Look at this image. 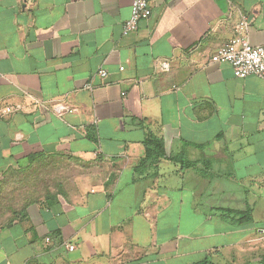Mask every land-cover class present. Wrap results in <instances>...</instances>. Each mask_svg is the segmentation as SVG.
Returning <instances> with one entry per match:
<instances>
[{"label":"crops","instance_id":"1","mask_svg":"<svg viewBox=\"0 0 264 264\" xmlns=\"http://www.w3.org/2000/svg\"><path fill=\"white\" fill-rule=\"evenodd\" d=\"M150 2L124 35L132 0H0V184L34 160L57 196L0 264L264 263V77L211 61L243 16L264 44V0Z\"/></svg>","mask_w":264,"mask_h":264},{"label":"built area","instance_id":"2","mask_svg":"<svg viewBox=\"0 0 264 264\" xmlns=\"http://www.w3.org/2000/svg\"><path fill=\"white\" fill-rule=\"evenodd\" d=\"M152 14L150 0H132L130 18L124 23L123 34L136 31L142 20L147 19ZM251 22L250 17L243 16L236 25V35L224 46L220 47L212 56V62L228 63L232 66L236 77L245 78L255 74L264 77V44L253 45L247 36V29ZM166 68L168 63H163ZM124 67H121L123 69ZM102 77H107L108 72L100 69L98 73ZM88 88L92 83L86 84ZM7 108L6 112H11ZM264 235V229L261 230ZM69 250L74 249V245H67Z\"/></svg>","mask_w":264,"mask_h":264},{"label":"rangeland","instance_id":"3","mask_svg":"<svg viewBox=\"0 0 264 264\" xmlns=\"http://www.w3.org/2000/svg\"><path fill=\"white\" fill-rule=\"evenodd\" d=\"M39 173V167H28L0 184V226L6 222L11 208L43 194Z\"/></svg>","mask_w":264,"mask_h":264},{"label":"trees","instance_id":"4","mask_svg":"<svg viewBox=\"0 0 264 264\" xmlns=\"http://www.w3.org/2000/svg\"><path fill=\"white\" fill-rule=\"evenodd\" d=\"M145 145H146V149H147V158L143 160V162H148L149 160H152V159H155L156 162H159V158H165L166 154H165V148H164V144L162 143L161 140H158L157 138H152L151 140L145 142ZM35 164V161L33 160L31 162V164L28 166V167H35L34 166ZM51 168H49V165H47V168L46 169H43L46 171L47 173V176H45V174H41L43 172V170H40V167H39V174H40V179H41V183H42V186H50L51 183L55 184V181L54 180H50V179H55L53 178L52 176H50V170ZM40 190H41V187H40ZM56 193H53L51 192L50 190H47V191H43V194L39 195L38 197L36 198H31L25 202H23L24 204L25 203H29V202H35V201H38L40 199V197H42L43 195L45 196L44 199H47V201L49 203H52L54 199L57 198V196L55 195ZM22 203V204H23ZM16 207V206H15ZM11 208L9 214H8V218L6 220L5 223L1 224L0 227L2 226H5L8 219H15L18 215H20L22 212L25 211V205L24 206H17L16 208ZM231 213V211L229 212V214ZM238 215V213H235ZM241 214V213H240ZM11 221V220H10ZM264 264V263H262Z\"/></svg>","mask_w":264,"mask_h":264}]
</instances>
